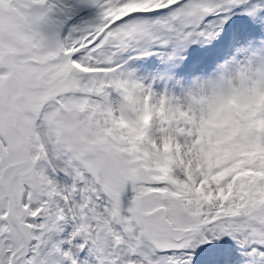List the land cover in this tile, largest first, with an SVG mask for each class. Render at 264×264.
I'll use <instances>...</instances> for the list:
<instances>
[{
	"label": "snow or ice",
	"instance_id": "1",
	"mask_svg": "<svg viewBox=\"0 0 264 264\" xmlns=\"http://www.w3.org/2000/svg\"><path fill=\"white\" fill-rule=\"evenodd\" d=\"M240 92L264 0H0V264H264V174L164 116Z\"/></svg>",
	"mask_w": 264,
	"mask_h": 264
},
{
	"label": "clouds",
	"instance_id": "2",
	"mask_svg": "<svg viewBox=\"0 0 264 264\" xmlns=\"http://www.w3.org/2000/svg\"><path fill=\"white\" fill-rule=\"evenodd\" d=\"M164 116L182 119L188 125L185 131L195 133L192 139L195 151L189 157L195 170L203 168L207 174L219 169L213 179L248 166H255L257 175L264 174V140L261 139L264 137V93L240 92L210 110L206 106L203 112L198 107L196 110L186 107L181 117H175L165 108ZM149 119V115H145L142 124L146 125ZM159 147L165 154L162 170L166 171L168 158L179 157L182 146L173 139Z\"/></svg>",
	"mask_w": 264,
	"mask_h": 264
}]
</instances>
